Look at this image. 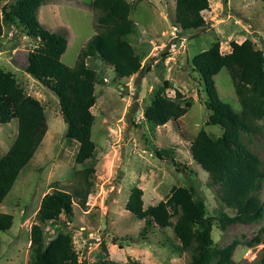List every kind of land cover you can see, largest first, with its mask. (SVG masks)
Segmentation results:
<instances>
[{"label":"rangeland","instance_id":"374dc122","mask_svg":"<svg viewBox=\"0 0 264 264\" xmlns=\"http://www.w3.org/2000/svg\"><path fill=\"white\" fill-rule=\"evenodd\" d=\"M13 1L3 0L2 4ZM128 1L132 4L129 16L136 24L129 40L137 51L144 52L141 63L149 65L150 71L118 80L111 67L96 58L87 59L102 83L95 84L96 101L91 107L95 117L91 129L95 153L81 165L74 163L77 142L65 137L66 124L59 114L56 95L25 71L28 52L37 45V40L26 36L19 25L3 24L0 69L12 72L26 94L44 105L47 130L33 157L22 167L0 202V212L13 216L10 229L0 230V264H28L29 228L42 195L54 182L68 191L78 188L84 180L73 173L90 164L95 171L89 179L85 208L75 203L73 216L62 214L57 221L70 231L77 258L84 264L106 261L189 264L190 253L175 250L178 241L170 228L152 224L143 231L144 220H138L125 208L135 185L143 191L144 207L164 199L172 186L192 183L210 215L218 216L220 211L234 213L219 201L218 185L193 161L189 151L190 141L200 128L204 127L212 136L221 133L220 127L205 124L208 117L203 104L205 93L198 74L191 68V58L216 40L221 53L231 50L230 41L240 43L246 38L264 53V0H208V9L201 12L204 26L187 31H181L173 23L174 0ZM90 2L50 0L42 6L55 8L50 13L44 9L42 22L47 29L58 31L66 38V49L60 59L67 66L75 64L79 51L94 34L96 12ZM165 80V93L173 97L175 90H179L191 100V106L178 119L150 127L145 122L143 108L153 90L164 85ZM214 83L221 100L229 103L235 112L240 111L226 68L218 71ZM258 122L260 131L252 134V146L264 158V118ZM16 133V119L0 123V156ZM154 148L169 152L159 157ZM259 197L264 199V185ZM263 224L264 218L258 223L230 224L221 230L214 220L211 236L218 247L239 239L242 243L233 252L234 262L254 264L253 259L263 244L247 247L243 242ZM56 228L51 223L44 226L46 241L56 233Z\"/></svg>","mask_w":264,"mask_h":264},{"label":"trees","instance_id":"16d2710c","mask_svg":"<svg viewBox=\"0 0 264 264\" xmlns=\"http://www.w3.org/2000/svg\"><path fill=\"white\" fill-rule=\"evenodd\" d=\"M2 1L0 37L3 24H8L21 26L26 36L37 40V45L28 52L25 71L56 95L59 114L66 124L65 137L77 142L74 163L84 164L95 153L96 144L91 138L95 117L91 107L96 101L95 84L102 83L87 59L93 57L111 67L118 80L150 71L149 65L141 63L144 52L137 51L129 40L136 29L129 16L132 4L128 0H91L90 6L96 12L94 34L70 67L60 59L66 49V38L58 31L47 29L37 17L39 7L50 0H14L9 4ZM174 4L173 23L181 31L204 26L201 12L208 9V0H174ZM230 47L229 52L221 53L216 40L191 58V68L198 74L205 93L203 104L208 112L205 124L220 127L221 133L212 136L204 127L200 128L190 141L189 151L193 161L218 185L219 201L234 213L220 211L218 216L210 215L192 183L172 186L164 199L147 207L143 206L142 189L135 185L125 203L135 218L144 220L143 231L152 224L170 228L178 241L175 250L190 253L189 264H236L232 255L242 242L234 238L223 247L216 246L211 236L214 220L224 230L230 224L258 223L264 218V199L259 197L264 185V158L252 146L251 139L252 134L260 131L258 121L264 118V53L248 38L240 43L230 41ZM221 68L229 71L240 105L238 112L221 100L216 90L214 76ZM164 82L153 90L143 108L145 122L150 127L178 119L191 106V100L179 90H175L173 97L168 96L167 80ZM12 119L17 120V133L0 156V202L22 167L33 157L47 130L44 105L26 94L12 72L0 69V123ZM154 152L163 157L169 150L154 148ZM94 171L93 164L74 171L84 183L73 191L54 182L42 195L29 228L28 264H84L77 258L70 231L57 221L62 214L72 217L75 203L85 208L89 179ZM12 223L11 214L0 212V230H9ZM47 223L55 225L57 230L46 241ZM243 244L247 247L263 244L253 261L264 264V224Z\"/></svg>","mask_w":264,"mask_h":264},{"label":"crops","instance_id":"0c3cea01","mask_svg":"<svg viewBox=\"0 0 264 264\" xmlns=\"http://www.w3.org/2000/svg\"><path fill=\"white\" fill-rule=\"evenodd\" d=\"M48 4H46L45 5V7H42V6H44L43 4L39 7V9H38V11H37V17H38V20L42 23V24H44L43 22H42V15H43V12H44V9H45V11L47 12V13H50L52 10H55V8H51V6H47ZM44 26H46L45 24H44ZM47 27V26H46ZM48 28V27H47ZM14 49V48H13ZM0 51H2V50H0Z\"/></svg>","mask_w":264,"mask_h":264},{"label":"water","instance_id":"95a60500","mask_svg":"<svg viewBox=\"0 0 264 264\" xmlns=\"http://www.w3.org/2000/svg\"><path fill=\"white\" fill-rule=\"evenodd\" d=\"M170 21V20H169ZM1 55H3L2 53H0Z\"/></svg>","mask_w":264,"mask_h":264}]
</instances>
